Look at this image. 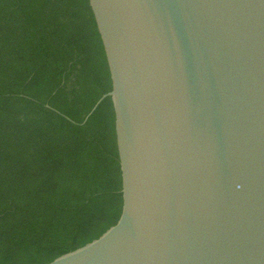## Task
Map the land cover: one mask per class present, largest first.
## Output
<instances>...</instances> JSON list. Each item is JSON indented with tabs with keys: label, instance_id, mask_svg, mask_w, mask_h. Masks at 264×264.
<instances>
[{
	"label": "water",
	"instance_id": "obj_1",
	"mask_svg": "<svg viewBox=\"0 0 264 264\" xmlns=\"http://www.w3.org/2000/svg\"><path fill=\"white\" fill-rule=\"evenodd\" d=\"M118 222L48 264H264V0H89Z\"/></svg>",
	"mask_w": 264,
	"mask_h": 264
},
{
	"label": "trees",
	"instance_id": "obj_2",
	"mask_svg": "<svg viewBox=\"0 0 264 264\" xmlns=\"http://www.w3.org/2000/svg\"><path fill=\"white\" fill-rule=\"evenodd\" d=\"M112 81L89 0H0V264H48L121 215Z\"/></svg>",
	"mask_w": 264,
	"mask_h": 264
}]
</instances>
